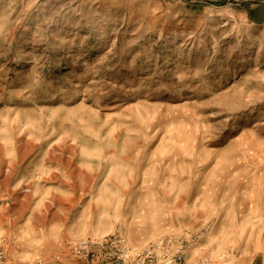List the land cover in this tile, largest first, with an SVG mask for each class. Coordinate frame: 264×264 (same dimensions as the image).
<instances>
[{"label": "rangeland", "instance_id": "374dc122", "mask_svg": "<svg viewBox=\"0 0 264 264\" xmlns=\"http://www.w3.org/2000/svg\"><path fill=\"white\" fill-rule=\"evenodd\" d=\"M53 224L264 264V30L191 0H0V240Z\"/></svg>", "mask_w": 264, "mask_h": 264}, {"label": "built area", "instance_id": "2783aa9c", "mask_svg": "<svg viewBox=\"0 0 264 264\" xmlns=\"http://www.w3.org/2000/svg\"><path fill=\"white\" fill-rule=\"evenodd\" d=\"M195 3H209V0H191ZM234 4L261 5L264 0H233ZM201 240V235L190 238H172L166 252L152 248L137 252L125 239L119 236L67 240L59 244L56 261L71 260L80 264H186L187 249ZM161 249V246L159 247ZM0 264H13L9 256L7 238L0 240Z\"/></svg>", "mask_w": 264, "mask_h": 264}, {"label": "crops", "instance_id": "0c3cea01", "mask_svg": "<svg viewBox=\"0 0 264 264\" xmlns=\"http://www.w3.org/2000/svg\"><path fill=\"white\" fill-rule=\"evenodd\" d=\"M209 4L229 8L244 24L264 30V4H234L233 0H209ZM33 233L34 235L30 236L32 246H29L31 241L24 244L20 239L14 238L10 256L17 264H80L71 260L56 261L59 244L71 239L62 235L59 225L45 227L38 235L37 232Z\"/></svg>", "mask_w": 264, "mask_h": 264}]
</instances>
